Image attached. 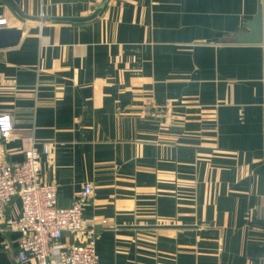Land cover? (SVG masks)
<instances>
[{
  "label": "crops",
  "instance_id": "1",
  "mask_svg": "<svg viewBox=\"0 0 264 264\" xmlns=\"http://www.w3.org/2000/svg\"><path fill=\"white\" fill-rule=\"evenodd\" d=\"M258 5L0 0L22 30L0 48V159L37 150L61 206L91 186L100 264H264V38L235 41ZM20 208L0 210V264H36L7 225Z\"/></svg>",
  "mask_w": 264,
  "mask_h": 264
},
{
  "label": "built area",
  "instance_id": "2",
  "mask_svg": "<svg viewBox=\"0 0 264 264\" xmlns=\"http://www.w3.org/2000/svg\"><path fill=\"white\" fill-rule=\"evenodd\" d=\"M4 24L5 19L0 18V26ZM262 31L264 38V12ZM11 126L12 116L1 113V140L9 137ZM51 150V143H42L45 154ZM39 173L40 156L34 148L25 150L19 161L0 159V210H5L14 196L21 202L18 215L7 221L8 227L18 232L17 259L34 258L36 264H100L95 252L98 228L94 222H85L81 212L91 186L84 185L75 201L61 206L55 185L42 183ZM101 223L106 225V220ZM65 235L69 240L62 242Z\"/></svg>",
  "mask_w": 264,
  "mask_h": 264
},
{
  "label": "water",
  "instance_id": "3",
  "mask_svg": "<svg viewBox=\"0 0 264 264\" xmlns=\"http://www.w3.org/2000/svg\"><path fill=\"white\" fill-rule=\"evenodd\" d=\"M262 8L258 5L252 19L246 22L247 30L237 34L235 41L245 43H260L263 40ZM67 19V18H62ZM22 30L15 26H0V48L13 47L20 40Z\"/></svg>",
  "mask_w": 264,
  "mask_h": 264
}]
</instances>
